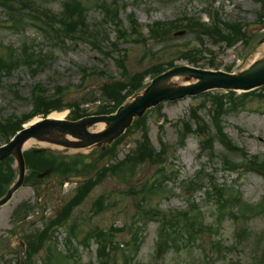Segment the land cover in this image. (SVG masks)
<instances>
[{"label": "rangeland", "instance_id": "374dc122", "mask_svg": "<svg viewBox=\"0 0 264 264\" xmlns=\"http://www.w3.org/2000/svg\"><path fill=\"white\" fill-rule=\"evenodd\" d=\"M35 1L49 7L60 21L74 22L73 15L80 14L77 20L82 21L81 28L70 26V30L94 39L77 41L72 37L64 40L65 47L56 46L30 21L20 28V34H15L18 32L6 29L12 16L10 10L0 6V60L7 58L9 50L18 51L24 42H34L43 56L38 69L20 66L10 74L0 70V124L12 119L20 121L29 115L33 104L28 99L36 86L45 94H57L65 108L78 105L80 111L92 115L108 105L102 88L111 82L142 80L144 88L155 78L154 73L189 66L185 60L188 57L208 70L238 73L264 49L262 0ZM64 1L72 6V11H66ZM112 2L118 5L120 23L123 22L121 32L102 7ZM213 12L219 21L216 29L209 16ZM132 19L137 23L136 34L131 32ZM160 23L167 28L174 24L173 28L183 29L146 45L144 40L150 36V27ZM198 23L203 26H197ZM233 27L241 28L244 36L229 46L220 35L237 37L239 29L228 33ZM182 32V36L176 35ZM153 69L158 72L150 74ZM257 93L264 95V87ZM67 109L51 115L65 114L66 120L72 111ZM212 110L213 103L203 95L165 103L148 111L144 125H133L105 152L68 150L34 141L24 151L26 186L7 207L0 209V264L25 260L20 243L24 236L34 245L33 264H44L50 250V264H264V215L258 214L256 207L264 200V178L241 170L247 163L264 167V98H250L246 108L222 117L225 141L241 149V153H235L221 141L219 130L217 133L211 122ZM36 119L43 118L38 116L29 122ZM198 124L206 126L204 134L187 133L190 127L196 132ZM202 139L206 147L213 148L214 160L200 158ZM145 140L159 159L137 161L136 151ZM3 143L0 136V147L6 144ZM35 150L46 152L38 158L33 154ZM224 158L230 161L228 168L223 166ZM7 162L0 171L8 178L6 184L2 183L5 185L0 198L18 178L14 158ZM99 164L104 166L103 172L97 174L95 186L83 199L79 194L81 185L68 183L64 178L85 175ZM231 166L237 168L236 172H232ZM49 167L52 174L38 179ZM202 168L205 172L196 178ZM8 169L13 171L12 175ZM153 183L162 186L150 191ZM213 186L219 187L214 194L228 189L222 194L226 198L238 194L241 204L233 202V208L223 212V217L213 201ZM40 198L41 205H37ZM172 215H186L181 220L185 223L188 217V223L194 222L195 234L193 237L185 229L177 228L167 237L169 249L163 252L157 246L156 219H171ZM241 215L248 218L246 225L239 221ZM34 216L28 225L23 223L26 217ZM210 239L219 246L213 261L202 258L196 245Z\"/></svg>", "mask_w": 264, "mask_h": 264}, {"label": "trees", "instance_id": "16d2710c", "mask_svg": "<svg viewBox=\"0 0 264 264\" xmlns=\"http://www.w3.org/2000/svg\"><path fill=\"white\" fill-rule=\"evenodd\" d=\"M263 1V0H262ZM0 4L9 9L10 11H17V6L15 4V0H0ZM23 5V3L20 4V6ZM111 4L108 5H103L102 7H104V10L106 13H108L109 16V20H111L116 27L118 28V31L121 32V21L119 20V12L118 9L116 7V5L114 4V8H111ZM37 7V6H36ZM71 5H66V11L71 9ZM31 11L40 14L39 12H37V10L35 9H31ZM66 11L63 13V15H65ZM51 17L47 16V14H40L41 16H43L44 18H46L45 20L50 24V29H49V33L52 35L54 34L55 37L60 41L63 42L65 39L67 38H74L76 37L77 40H82V39H94V38H90V37H84L83 34H76L75 32H73L72 30H70V26H72L73 29H78L81 28L79 27L82 23V21H78L77 19H79L80 14H74L73 17L75 19L74 22H70L69 19L67 20H61L58 22V18L57 15L54 14V12H49ZM79 15V16H78ZM33 21H35V18H31ZM187 20V19H185ZM40 20H37L36 22H39ZM10 22H11V28L13 30H19L21 28V26H23L26 22L25 18L23 17L22 14H19L17 16H12L10 18ZM80 22V23H79ZM73 23V24H71ZM131 24H132V33L136 34V31H138L137 29V23L135 20H131ZM191 26H194L195 23L190 22L189 23ZM219 24V21L217 20L216 23L214 24V28L216 29ZM199 27L203 26L202 24L198 23ZM174 27V24H170V26L167 28L164 26V24H157L154 26L150 27V36L149 39H152L154 41H157L159 39H163L166 36L170 35L171 32L173 30H181L183 28L181 27ZM236 29H239V34L237 37H231L232 35H227L226 33L224 35H220L223 38V41H225L229 46L233 45V41L238 39L241 40L243 38V33L241 32V28H236L233 27L231 28V31L228 33H232V32H237ZM204 30H206V27L204 28ZM161 32V33H160ZM193 33H195V29H193ZM220 32H218L219 34ZM122 38L119 37V40H121ZM96 40V39H95ZM94 40V41H95ZM147 40V39H146ZM145 41V40H144ZM62 46H65L64 43L61 44ZM20 49L18 51L15 50H9L7 58L5 60H0L2 62V65L0 64V70L4 71L6 74H10V72H12L15 68L17 67H28L30 69L32 68H40V63L42 62V52H41V48H39V46H35L34 43H28V42H24L23 44H21V46L19 47ZM185 60L189 61L190 65H194L195 67H199V62L193 61L191 59V57L186 58ZM121 66L124 68V65L121 64ZM32 72H35L32 70ZM154 72H158V69H153L152 71H150V74L154 73ZM158 74L161 73H154V77H157ZM124 82V81H123ZM143 89L142 86V80L136 81V79H133L129 82H125L122 83L119 81H114L109 83V85L107 87H103L102 88V92H103V96L106 98L108 105H104L100 108H98L94 114L92 115H108V114H112L114 113L129 97H131L132 95H134L135 93L139 92L140 90ZM258 91H254L251 93H247V94H241L239 95L238 93H234V92H229L227 94H218V95H214L212 93H208V94H204L203 96L209 98L211 100V102L213 103V110H212V119L211 122L212 124L215 126L217 133L220 132L222 138L221 141L225 143V145L227 147H231L232 151H235V153L239 150L237 147H234L230 144L229 141H225V135H222V117L228 115L230 112H236L239 111L241 108H246V101L250 98H254V97H258V98H264V95L257 93ZM28 101L33 104V108L31 110V112L29 113V115H27L26 117H24L23 120L20 121H13L12 120H8L6 123L4 124H0V130H1V137L3 138V144L7 143L10 139H11V135H15L19 130H21L22 126L26 123H28L29 121H31L32 119H34L35 117L38 116H48L49 114H52L54 112H63L65 110H68L67 108L72 109V111L69 114V119L72 121H76L78 119H81L83 117L88 116L89 114L87 113V111L81 110L78 105H70V107L68 106L67 108H65L64 106H62V99L57 97L56 95H48L45 94V91H43L42 88L36 86L35 88H33L32 93L30 98L28 99ZM109 103H113V106L109 105ZM79 108V109H78ZM202 122V121H201ZM139 123V125H144L145 123V118L142 120H138L135 124ZM198 129L196 131L197 134L201 135L204 134L203 129L206 128V126L202 125H197ZM190 127V126H188ZM187 127V129H188ZM219 130V132H218ZM187 133H195L194 131H192V128L190 127V129L186 130ZM146 139V138H145ZM213 140L210 138L208 142H211ZM205 143V142H204ZM203 143V146H204ZM205 151H212L213 152V148L210 147H206V145L203 148ZM237 150V151H236ZM231 151V150H230ZM137 152V161L138 162H145V161H152V160H156L159 159L158 155L156 153H153V148L149 145V143L145 140L144 143H141L140 148H138ZM105 156V155H104ZM41 157V156H39ZM230 162V161H229ZM8 162L3 163L0 166V171L1 168L3 169L4 166L7 165ZM228 163V162H226ZM255 164H253L254 166ZM259 166L257 169L259 171H264V167H262L261 165H257ZM30 168V166H29ZM51 168V167H49ZM9 171V175L13 174V171L11 169H8ZM93 171V169H90L85 175L82 176H78V177H85L88 176L91 172ZM103 172V169L99 172H97V174H100ZM39 173V172H38ZM33 174H37L36 172ZM9 177V176H8ZM97 175L93 176L92 178H90L88 181H86L85 183H83L80 188H79V194L80 197H82L83 199L87 196L88 191H91L93 189V181L96 180ZM8 182V178L4 177L2 172H0V190L4 187V185ZM2 183H5L2 185ZM95 186V185H94ZM155 187H152V190H154ZM159 188V187H157ZM162 188V187H161ZM1 193V192H0ZM1 196V194H0ZM81 199V198H80ZM260 208H262V204L259 206ZM223 208V207H222ZM246 212V211H245ZM190 219L188 217H186V222L184 223L183 220H181V218L179 219L178 216H175L174 219L169 223V227L172 228L173 230H168L171 233H173L174 230H176L177 228H182L185 229L187 233L190 234V236L194 237L193 233V225L194 222L188 223ZM171 233H166V238L170 237ZM193 233V234H192ZM167 240V239H165ZM193 242L195 241V238H193L192 240ZM218 243H213V248L214 250L218 249ZM33 252V247L30 248V250L27 252L26 255V260L24 261L25 264H33L32 261V254ZM18 264H23L21 261ZM105 264V263H103Z\"/></svg>", "mask_w": 264, "mask_h": 264}, {"label": "water", "instance_id": "95a60500", "mask_svg": "<svg viewBox=\"0 0 264 264\" xmlns=\"http://www.w3.org/2000/svg\"><path fill=\"white\" fill-rule=\"evenodd\" d=\"M181 35L182 33L178 36ZM183 83L189 85H182ZM263 86L264 56L235 74L181 67L154 79L142 93L126 102L115 116L86 117L76 122L47 118L33 123L17 133L8 145L0 148V164L14 157L19 173L17 182L0 200V208L5 207L24 185L26 164L23 147L30 140L69 149L103 147L105 150L107 145L112 144L131 127L136 118H142L149 109L160 104L197 97L210 91L250 92ZM100 123L105 124L102 132H89V129ZM48 174L49 171L40 178Z\"/></svg>", "mask_w": 264, "mask_h": 264}, {"label": "bare ground", "instance_id": "6f19581e", "mask_svg": "<svg viewBox=\"0 0 264 264\" xmlns=\"http://www.w3.org/2000/svg\"><path fill=\"white\" fill-rule=\"evenodd\" d=\"M263 56H264V49H262L261 51H259V53L255 56V58H253V60L260 59V58L263 57ZM175 81H176V82H179V80H175ZM64 115H65V114H59V115H58V114H54V115H51L50 118H51V119H54V120H59V121H61V120H63ZM36 121H38V119L34 120V122H36ZM34 122H33V123H34ZM103 128H104V125L100 124V125L97 127L96 131H101ZM33 143H34L33 140L27 142V143L25 144V146H24V150L31 148L32 145H33Z\"/></svg>", "mask_w": 264, "mask_h": 264}]
</instances>
